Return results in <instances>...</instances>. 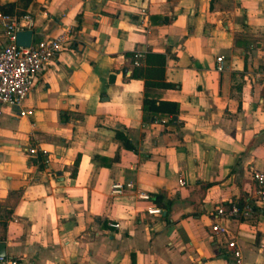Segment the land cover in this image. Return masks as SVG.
<instances>
[{"label": "crops", "instance_id": "0c3cea01", "mask_svg": "<svg viewBox=\"0 0 264 264\" xmlns=\"http://www.w3.org/2000/svg\"><path fill=\"white\" fill-rule=\"evenodd\" d=\"M0 12L30 15L24 30L38 38L70 30L22 108L0 103L6 256L230 264L234 240L241 264H264L252 179L264 169V0H0ZM158 56L168 86L131 77L139 69L160 82ZM116 181L135 188L112 194ZM230 203H252L253 217L227 220L216 237L212 212Z\"/></svg>", "mask_w": 264, "mask_h": 264}, {"label": "built area", "instance_id": "2783aa9c", "mask_svg": "<svg viewBox=\"0 0 264 264\" xmlns=\"http://www.w3.org/2000/svg\"><path fill=\"white\" fill-rule=\"evenodd\" d=\"M30 15L16 16L0 12V40L4 44L0 47V103L3 105L22 108L23 102L29 94L34 80L46 70L50 62L56 58L70 40V30H63L56 37H44L34 40L29 46L22 47L16 44L15 35L31 26ZM27 25V26H25ZM134 64L138 65L143 54H134ZM218 70H222L223 58H217ZM23 115L24 111L20 110ZM28 153L35 155L37 150L29 148ZM256 191L254 202L264 204V169L252 173ZM180 184H183L180 181ZM132 182L116 181L112 184V194H122L125 190L134 189ZM136 196L141 201L149 202L150 196L145 192H137ZM145 211L150 216H161L162 210L156 206H147ZM254 214L252 203H230L227 206L217 205L213 212L214 220L211 232L216 237L224 238L228 233L225 222L230 219H251ZM112 228H119L117 222H111ZM230 251V264H241V251L234 240L225 241ZM0 264H29L23 258L0 257Z\"/></svg>", "mask_w": 264, "mask_h": 264}, {"label": "trees", "instance_id": "16d2710c", "mask_svg": "<svg viewBox=\"0 0 264 264\" xmlns=\"http://www.w3.org/2000/svg\"><path fill=\"white\" fill-rule=\"evenodd\" d=\"M158 70H156V74H154V78H158L160 80V82H150L148 80V77H146L145 75H143L139 69H136L133 71L131 77L132 78H138V79H144V83L146 86H151V85H154V86H168V84L164 83V82H161V80L163 79V67H164V62H165V59L163 56H158ZM144 109L145 110H151L153 109L152 106L148 105V102L145 101L144 102ZM116 136L119 138V139H122L123 141L126 142V137L121 133V132H116Z\"/></svg>", "mask_w": 264, "mask_h": 264}, {"label": "water", "instance_id": "95a60500", "mask_svg": "<svg viewBox=\"0 0 264 264\" xmlns=\"http://www.w3.org/2000/svg\"><path fill=\"white\" fill-rule=\"evenodd\" d=\"M38 39L31 30H21L15 35V42L17 45L22 47L29 46L34 40ZM6 256L5 245L0 242V257Z\"/></svg>", "mask_w": 264, "mask_h": 264}]
</instances>
